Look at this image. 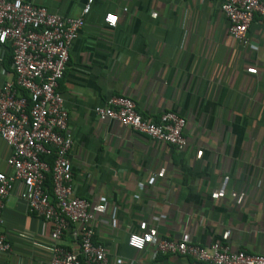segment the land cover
<instances>
[{
  "label": "crops",
  "instance_id": "0c3cea01",
  "mask_svg": "<svg viewBox=\"0 0 264 264\" xmlns=\"http://www.w3.org/2000/svg\"><path fill=\"white\" fill-rule=\"evenodd\" d=\"M23 1L63 17H79L87 2ZM221 4L95 0L71 47L58 92L70 115L73 185L92 204L94 242L106 248L109 264H203L157 253L160 239L264 255V19L255 17L245 48L231 39ZM108 14L119 17L115 28ZM0 51L1 90L12 50ZM115 96L131 97L152 121L166 112L185 117L187 147L101 121L96 107ZM10 156L0 139V172L11 173ZM3 219L0 236L12 251L0 253V264H50L48 223L16 194L6 199ZM131 234L152 241L137 252ZM60 244L78 250L74 229Z\"/></svg>",
  "mask_w": 264,
  "mask_h": 264
},
{
  "label": "built area",
  "instance_id": "2783aa9c",
  "mask_svg": "<svg viewBox=\"0 0 264 264\" xmlns=\"http://www.w3.org/2000/svg\"><path fill=\"white\" fill-rule=\"evenodd\" d=\"M94 2L87 0L79 17H63L23 0H0V49L10 47L13 53L12 73L0 90V139L11 150L7 162L11 173L0 172V229L5 201L16 194L31 214L52 227L50 264H109L106 248L94 242L92 204L75 194L70 115L58 92L71 47L84 29ZM221 2L231 39L249 47V29L257 15L264 19V2ZM118 18L108 14L105 22L115 28ZM95 112L101 121H115L179 150L188 145L187 120L176 112H166L158 121L146 119L129 96L112 97ZM155 180L151 177L149 184ZM73 229L77 251L60 244L64 234ZM150 241L131 234L128 245L143 252ZM153 247L157 253L189 257L203 264H264V255L237 251L221 242L204 247L160 239ZM11 251L12 245L1 235L0 253Z\"/></svg>",
  "mask_w": 264,
  "mask_h": 264
},
{
  "label": "trees",
  "instance_id": "16d2710c",
  "mask_svg": "<svg viewBox=\"0 0 264 264\" xmlns=\"http://www.w3.org/2000/svg\"><path fill=\"white\" fill-rule=\"evenodd\" d=\"M12 50V49H11ZM11 53H12V51H11ZM13 54V53H12ZM12 54H11V64H12Z\"/></svg>",
  "mask_w": 264,
  "mask_h": 264
}]
</instances>
